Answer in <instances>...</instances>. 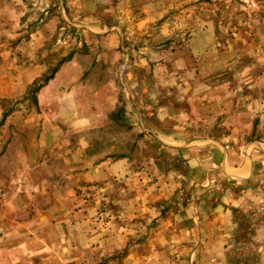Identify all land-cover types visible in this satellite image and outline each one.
<instances>
[{"label":"rangeland","instance_id":"374dc122","mask_svg":"<svg viewBox=\"0 0 264 264\" xmlns=\"http://www.w3.org/2000/svg\"><path fill=\"white\" fill-rule=\"evenodd\" d=\"M0 264H264V0H0Z\"/></svg>","mask_w":264,"mask_h":264},{"label":"crops","instance_id":"0c3cea01","mask_svg":"<svg viewBox=\"0 0 264 264\" xmlns=\"http://www.w3.org/2000/svg\"><path fill=\"white\" fill-rule=\"evenodd\" d=\"M212 28H208L205 31L201 30L198 31L196 35L193 36V38L190 40V45L194 48V46H200V47H206L211 45L212 39L214 38ZM200 51V50H199ZM70 65L63 67V69L51 80L49 81L41 90L40 93V101L42 102V99H44L45 102H51L50 105H55L57 107L61 106L63 95L61 93V83L60 78L64 74L67 68H69ZM44 66L40 65H29L26 69L20 71L22 74L21 80L19 83L12 85L13 90H23L27 88L29 85L34 83L38 78H40L44 71ZM26 81V83L23 85V83ZM48 95H51L47 97ZM55 101V102H54ZM52 136L46 135L42 137L40 140L42 143L48 142L51 143ZM176 141V140H175ZM42 145V144H41ZM191 143H187V147H190ZM43 146V145H42ZM205 148V147H203ZM209 147V154L212 157H216V161L213 159V164L211 166H214L216 168V171H221V176H224L227 178L230 184H238L251 181V183L258 179L257 177V164L262 163L261 157L263 155L262 151H254L253 153L248 151L246 153L241 154H233L229 151L224 150L220 146ZM194 150V149H193ZM214 150V151H213ZM206 151V150H205ZM208 152V151H207ZM218 159V161H217ZM261 166V165H260ZM46 166L44 165H36L32 167L29 172H31L32 177L35 175H39L41 172H45ZM211 170V169H209ZM30 174V175H31ZM257 177V178H256ZM229 202L231 203H237L238 200H233L230 196ZM228 203V201H227ZM232 206H234L232 204ZM236 206V205H235ZM218 212V211H217ZM231 214L230 212H225L224 208L222 211H219V219L225 222H227L229 219L231 221ZM213 230V229H212ZM219 236H217L211 244L212 250L214 249L218 253H220V256L224 255V252L226 251V246L228 245V242L226 240L227 236H229V231L226 228L220 227L218 229ZM189 234V233H188ZM21 235V231L19 233ZM211 247L209 246L206 250L209 251ZM224 259V258H223ZM223 261L222 259H220ZM224 263V262H223Z\"/></svg>","mask_w":264,"mask_h":264},{"label":"trees","instance_id":"16d2710c","mask_svg":"<svg viewBox=\"0 0 264 264\" xmlns=\"http://www.w3.org/2000/svg\"><path fill=\"white\" fill-rule=\"evenodd\" d=\"M58 70H56L55 72H54V74L57 72ZM54 74L53 75H51L50 77H48L47 79H46V83H48L49 81H51L53 78H54ZM44 85H40L39 87H38V90H40L41 89V87H43Z\"/></svg>","mask_w":264,"mask_h":264}]
</instances>
